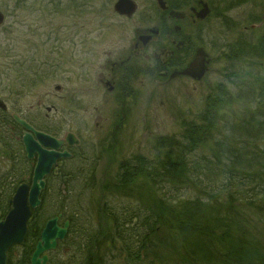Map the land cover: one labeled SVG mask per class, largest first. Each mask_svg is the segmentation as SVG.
I'll list each match as a JSON object with an SVG mask.
<instances>
[{
	"label": "trees",
	"instance_id": "trees-1",
	"mask_svg": "<svg viewBox=\"0 0 264 264\" xmlns=\"http://www.w3.org/2000/svg\"><path fill=\"white\" fill-rule=\"evenodd\" d=\"M234 26L240 37L224 43V51H228L224 53L223 74L228 82L224 79L208 87L211 94L200 110L199 122L179 136L162 135L155 143L149 141L153 155L122 156L119 169L107 176L110 179L103 189L107 191L105 201L110 199L112 206H105V211L101 208L110 217L106 229L101 231L98 223L96 233L93 224L84 227L79 223L83 204L77 201L80 194L73 186L76 195L72 196L75 206L71 211L79 230L67 247L75 250V256L79 253L80 260L69 263L66 257L54 255L53 264H264V62L263 68L253 69L246 79L244 72L234 71L231 62L234 55L264 61V36L251 43ZM51 30L48 37L58 41L60 35ZM12 38L7 43L16 47ZM51 53L61 55L60 46ZM34 63L25 70L28 75L23 82L47 73ZM237 102L244 111L236 119L230 107ZM19 134L15 120L4 115L0 122L1 158L11 167L0 180V220L9 207L10 190L32 169ZM99 160L93 158L81 167L77 164L70 172L75 181L83 182L82 189L93 181L89 173L96 171ZM79 173L87 176H75ZM53 184L61 196L66 182ZM133 190L140 192V200L119 206L122 198H132ZM151 190L155 192L149 194L152 200H142ZM39 218L30 223L22 256L10 264H29Z\"/></svg>",
	"mask_w": 264,
	"mask_h": 264
},
{
	"label": "rangeland",
	"instance_id": "rangeland-1",
	"mask_svg": "<svg viewBox=\"0 0 264 264\" xmlns=\"http://www.w3.org/2000/svg\"><path fill=\"white\" fill-rule=\"evenodd\" d=\"M116 1L117 0H0V11L4 12L6 15L5 24L2 25V28L0 27V98L7 102L8 108L21 111L25 109L24 106L27 108L34 106L42 111L41 115H48L49 118L51 117L53 119L58 118L57 120L59 121L58 123L55 122L54 129L57 126L61 129L53 133L58 136L61 134L64 136L66 132L70 131H79L82 128V120L76 113L73 116L67 114V118L62 120L63 117H61V114L64 108L61 104L65 102L63 95L66 96L74 91L78 92L79 89H85V87L92 86V84L96 82L100 87H103L101 82L106 79L107 75L105 76L106 72L103 66L106 57L102 55V52L104 48L114 51L113 48L117 43L121 45L128 29L127 26L130 25L127 22L124 23L116 14L114 10ZM138 1L140 3V10H143V6L147 0ZM247 1L250 2L242 5L240 1L234 6L230 13V18L227 20L228 24L224 21L222 24L215 22L217 19L205 23V33L201 34V42L206 40V44H209L208 46H210L211 49L209 52L212 59L209 65L210 71L204 77V80L198 82L194 79L181 78V80H174L171 83H163L166 85H161L160 88L157 87L155 89L152 93L153 101H151L148 88L151 85L153 76L145 75L147 79L143 81L145 82V91L147 92L146 99L148 103L144 105L141 110L145 113L146 121L142 119L143 115H140L137 122H142L135 123L129 128L130 133L134 136L132 137V151L134 153L153 155L155 152L153 148L151 149L150 146L146 145L145 137L151 139L153 136L157 135H168V137L173 138L184 132H189L194 122H199L200 110L204 108L205 102H208V96L211 94L209 89L210 86L215 81L226 79L228 82V78L223 74L227 60L224 53L228 51L227 49L224 51V43L227 41L234 42L236 37H240L238 31L234 29L236 28L234 25L238 28L241 23H243L239 32L244 33V36H246L247 40L251 43H254L260 37L264 36V0ZM140 14L141 12L138 13V16ZM250 17L262 18L263 21L257 22L255 26H253L254 24L245 25V21ZM51 29L56 30L57 34L62 35L60 41L53 42V39L48 37V32H50ZM103 29L108 30V37L104 38V40L96 39L98 35L102 33ZM71 32L81 36L82 34L89 35L92 40L90 42L92 46L90 50L97 52V55H94V57H87L85 59L86 64L84 67L81 66L80 72L76 76L77 79L73 80L75 76H73L72 73V64L66 63L65 59H58L57 62L64 61V65L57 73L58 75L55 74L52 76L53 79L50 82L39 83L35 75H33L34 79L32 81L29 82V79L23 82L21 79L25 77L24 75H28L25 70L33 66L31 63L35 62L34 64H40L46 61L49 58V53H47V51L49 52L51 46L64 43V39L68 37ZM11 35L16 39L15 42H13L17 44L16 47H13L11 42H9V44H11L10 46L7 43L9 39L12 38ZM46 42L48 43L47 47L45 45ZM197 42H200V40L197 39ZM64 46L66 47L67 44ZM10 48H12V50L7 53V49ZM83 56L84 54H79L80 59H82ZM20 57L28 61L22 62L19 60ZM231 62L234 64V71L238 70L244 72L242 76L246 79L250 73L257 70L258 66L263 68L262 65L264 61L259 58L250 59L246 55H234ZM40 65L42 66V64ZM40 65H38L39 68H41ZM79 75L85 76L83 80L79 79ZM43 78L44 76L42 75L39 80L42 81ZM63 79L65 80L64 84H66L64 87L65 93L64 89L59 91L56 89V86L61 85ZM150 89L153 90V87ZM87 91L90 92L88 89ZM92 94L93 96H100L99 94H94V92ZM87 100L94 103L96 102L93 98H87ZM77 101L81 104L80 100ZM85 104H88L87 101L84 102V105ZM239 104L237 102L235 107L233 105L230 107L233 109L236 119L239 118L244 111L243 108L239 107ZM44 106H51L53 111H48L47 107L45 108ZM146 108L147 112H145ZM83 113L90 121L89 127L84 125V127H86L85 129L88 128L94 130V132L102 130L99 138H105L106 136L108 137V141L116 137V135L114 136L110 131H106L105 125L107 120L104 116H100L98 113L95 116H91L87 110ZM38 119L40 121V118ZM101 126H103L102 129ZM144 134L149 136H145ZM141 140L145 143L143 148L139 146V141ZM114 150L115 148L109 150V152L105 153L99 160L95 168L97 170V183L101 181L102 185L107 184L110 179L107 176L113 175L114 172L119 169L118 165L122 156L116 155ZM126 150L127 149H124V151ZM72 163L73 161L70 162V167L67 166L65 169L71 173H73L71 169ZM10 167L11 164L8 163L5 158L0 157V180H3L5 173L8 172ZM72 167L75 166L73 165ZM103 173H106L107 178L102 176ZM87 181L89 182L90 178H88ZM140 181H142V179H140ZM65 182L67 186L72 185L75 186V188L77 187L75 192H77V195L80 194L77 196V201L79 202L80 200L83 206L78 212L81 215L79 223L84 227L93 224L96 233L98 223L101 225V231L102 229H106L105 226L108 227L110 225V217L108 214L106 215L101 212V205L102 201L105 202L107 191L104 192L101 188L95 187V183H89L86 190L85 188L82 189L81 183L83 182L80 183V181H75L69 175H67ZM71 193L72 192L69 190L63 191V194L59 198H55L48 194L45 198V204L46 208L51 206V209L48 211L44 208L47 212H39V221L44 218L46 221L49 217H54V215L56 216L58 213L64 214V218L65 215L71 214V208L75 205L71 203L72 201H70L69 197L65 200V196ZM132 193V198H122V203L119 206L123 208L130 201L135 199L140 200V192L138 190H133ZM150 193L154 194L155 192L151 190L149 193H145L142 200H152L149 197ZM37 217L34 219V222ZM75 230H79L78 225L70 230V233H68L66 235L67 237L63 240L62 245L58 246V250H61L58 255L66 257L69 263L70 261L76 262L80 260L79 253L75 256V250L71 246L67 247V245L72 243L71 240L77 234ZM95 231L91 234H94ZM22 252L23 249L21 246H16V248L12 250L11 258L17 261V259L22 256ZM60 263L62 262L57 261L55 264Z\"/></svg>",
	"mask_w": 264,
	"mask_h": 264
},
{
	"label": "flooded vegetation",
	"instance_id": "flooded-vegetation-1",
	"mask_svg": "<svg viewBox=\"0 0 264 264\" xmlns=\"http://www.w3.org/2000/svg\"><path fill=\"white\" fill-rule=\"evenodd\" d=\"M132 1L136 6L135 13L131 15L125 14L124 16L116 13L124 23L130 24L127 26L128 29L123 43L121 45L117 43L113 48L114 51L104 48L102 52V55L106 57L103 66L105 67V76L107 75L106 79L101 82L103 87H100L96 82L92 86L85 87V89H79L80 91L78 90V92L74 91L66 96L63 95L66 105L64 103H62L63 105L61 104L64 108L61 114L62 120L67 118V114L73 116L76 113L82 120V128L79 131L66 132L64 136L63 134L60 136L53 134L61 129L59 126L54 129L55 122L58 123L59 121L57 120L58 118L53 119L49 118L48 115H41L42 111L34 106L31 108L24 106L25 109L20 111L9 109L7 102L4 101L5 107L0 108V122L3 121L4 115L9 117L17 115L22 117L38 133H46L58 138H65L69 133H72L79 138L80 143L89 141L85 146L81 144L72 146L69 144L70 142H67L63 146L62 151L68 150L72 157L60 159L48 180H51L54 175H56L55 179L65 180L67 175L75 178L74 175H70V172L65 170L67 166L70 167V162L73 161L71 169L75 168L72 166H77V164L78 167H81L83 163L93 160V158L101 159L105 153L114 148V152L118 156H135L136 154L132 151V137L134 136L130 133L129 128L135 123L142 122H137L140 115H143L142 119L146 121L145 113L141 110L148 103L143 80H146L149 75L153 76L151 85L148 88L150 100L153 101L152 93L157 87L160 88L161 85H166L163 83H171L174 80H181V78L191 79L183 74L181 70L185 69L186 66L188 67L194 59L195 52L204 49L210 55L209 44H206V40L201 42V34L205 33V23H209L213 19H217L215 22L221 24L223 21L227 23L234 6L240 1L242 5L247 3L246 0H147L143 10H140L139 1ZM139 12H141L140 17L138 16ZM254 19L257 20L259 18ZM254 19L250 17L245 21V25H250ZM242 26L243 23L238 28L241 29ZM106 37H108V30L103 29L96 39L104 40ZM197 39L200 42H197ZM64 41V43L59 45L61 55L54 54L53 57L59 59L62 56V51H64V45L67 44L66 51L70 48L71 56L69 58V54H66L65 61L70 62L73 66L74 80L77 79L76 76L79 74L81 66L84 67L86 64L85 59L94 57L97 52L90 50V47H92L90 42L92 40L87 34H82L81 36L71 32ZM56 47H54V50ZM80 53L84 54L82 59L79 58ZM175 72L183 75L173 78L172 75ZM145 75L147 76L145 77ZM84 77L79 75L80 80H83ZM64 81L63 79L61 85H59V90L64 89ZM152 87L153 90L150 89ZM93 92L100 96H93ZM90 95L97 98L100 103L85 99L80 104L74 100V98H85ZM86 101L88 104L84 105ZM46 107L48 111H53L51 106ZM86 110L91 116H95L97 113L100 116H104L107 120L106 131H110L114 136L116 135V137H113L115 140L107 147L105 145L109 142L108 137L99 138L102 130L94 132V130L85 129L84 125L89 127L90 123L88 117L83 113ZM145 112H147V108ZM38 118H40V121ZM17 130L20 131L18 141H21L23 145L21 136L25 130L20 124H17ZM31 133L35 134L34 131ZM144 135L149 136L147 134ZM124 149L127 150L124 151ZM3 150L1 149L0 153ZM32 162L34 167L37 162L36 158ZM89 175L97 178V170L90 172ZM75 176L87 175L79 173ZM102 176L106 178V173H103ZM24 245L25 243L21 246L22 249H24Z\"/></svg>",
	"mask_w": 264,
	"mask_h": 264
},
{
	"label": "water",
	"instance_id": "water-1",
	"mask_svg": "<svg viewBox=\"0 0 264 264\" xmlns=\"http://www.w3.org/2000/svg\"><path fill=\"white\" fill-rule=\"evenodd\" d=\"M116 10L120 13H129L134 11V6L130 0H120L115 5ZM3 21V16L0 14V24ZM204 59H206L203 51H199L197 55V60L192 63L190 69L185 73L193 76L194 79L202 80V77L205 73L206 67ZM25 127L29 126L23 121ZM38 137L42 140L40 143L37 140H33L30 135L24 137L25 148L28 153V158L32 159L37 152L39 155L38 167L36 171L39 175H36L35 181L42 180L46 173H49L52 164L55 162L56 158L59 156H64L66 154H58L53 151L45 150L41 145H45L49 148H59L63 141L53 139L50 136L42 133L36 132ZM40 185H44L40 181ZM39 190L38 183L35 182V189L33 192L36 194ZM28 186L24 185L20 187L13 201V206L11 212L6 216L7 218L0 223V264H8V252L10 247L16 245L17 243H23L26 240L27 227L26 222L29 219L30 208L27 205V194ZM29 201L33 207L39 205L37 202V197L32 194L29 198ZM57 219L51 220L48 222L46 229L42 233V240L38 242L36 246V251L31 256V264H47L48 256L42 255L49 250H55L57 247V240L59 238H64L66 233V228H61L56 225ZM68 225V224H66Z\"/></svg>",
	"mask_w": 264,
	"mask_h": 264
},
{
	"label": "bare ground",
	"instance_id": "bare-ground-1",
	"mask_svg": "<svg viewBox=\"0 0 264 264\" xmlns=\"http://www.w3.org/2000/svg\"><path fill=\"white\" fill-rule=\"evenodd\" d=\"M165 136H168V135H165ZM114 139H111L106 145L105 147H107Z\"/></svg>",
	"mask_w": 264,
	"mask_h": 264
}]
</instances>
